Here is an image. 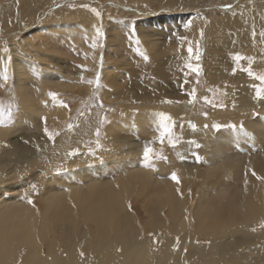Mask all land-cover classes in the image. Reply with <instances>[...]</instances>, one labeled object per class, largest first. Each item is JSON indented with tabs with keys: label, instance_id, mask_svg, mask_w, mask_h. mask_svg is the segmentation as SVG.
Segmentation results:
<instances>
[{
	"label": "bare ground",
	"instance_id": "6f19581e",
	"mask_svg": "<svg viewBox=\"0 0 264 264\" xmlns=\"http://www.w3.org/2000/svg\"><path fill=\"white\" fill-rule=\"evenodd\" d=\"M81 1L88 7L62 0H25L27 25L20 32L37 26L48 37L33 35L17 43L15 34L6 31L10 19L4 20L3 30L0 27L1 40L10 35L16 41L12 57L0 49V90L7 99L13 95L5 88L12 67V89L20 93V109H25L20 114L18 108V119L0 125V264H264V228L260 227L264 179L256 178H264V158L246 166L248 179L234 191L230 187L221 191L229 181L217 175L232 151L254 147L260 154L258 149L264 147L256 139L264 136V82L259 79L264 75V0H217L216 8L188 19L187 24L179 16L194 11L188 4L198 0H150L159 8L139 6L147 0H124L145 10L143 15L148 13L140 22L132 21L137 19L133 13L118 11L121 0L102 9L100 5L111 0ZM57 4L62 6L51 11ZM227 4L232 7L218 9ZM93 8L99 17L90 11ZM157 10L168 11L169 20H150L149 14ZM40 11L47 13L42 21L36 18ZM63 29L65 41L85 60L83 66L93 64L95 73L101 64L100 97L107 104L127 105L107 118L97 138L68 148L60 145L58 137L50 140L44 134L45 127L54 133L68 120L67 108L56 105L49 95L54 85L42 82L61 75L52 66L54 43L45 38H56ZM96 29L103 35L97 37ZM167 35L171 43L163 38L169 44L159 47L154 38ZM113 43L122 54L108 49ZM102 49H108L106 61L101 59ZM108 56L128 58L129 65L136 66L120 73L116 64L109 66ZM36 61L45 66L38 67ZM234 61L248 72L235 71ZM186 65L197 71H186ZM116 74L123 76L124 83L130 80L125 88L121 83L112 90L106 81ZM30 77L39 84L33 93ZM75 83L89 100L94 98L92 83L78 78ZM56 87L62 89L61 84ZM193 90L200 97L184 105L182 99H190ZM198 103L210 111L201 114L196 109V127L186 119ZM164 124L176 127L161 142ZM99 126H94L95 131ZM169 136L175 147L170 146ZM145 148L151 149L152 165L128 158L144 154ZM197 156L200 162H188ZM231 169L223 168L222 176ZM173 173L180 183L170 179ZM39 175L37 194L28 190L19 194L22 183L32 186Z\"/></svg>",
	"mask_w": 264,
	"mask_h": 264
},
{
	"label": "rangeland",
	"instance_id": "374dc122",
	"mask_svg": "<svg viewBox=\"0 0 264 264\" xmlns=\"http://www.w3.org/2000/svg\"><path fill=\"white\" fill-rule=\"evenodd\" d=\"M62 1L63 2L64 1L66 2L67 1L66 3H68V4H72V2H73V4H74V2L76 0H73V1L72 0H62ZM78 1H80L81 4ZM78 1L75 2V3H77L76 5H82V4H84V3H82L81 0H78ZM65 2H64V4H66ZM109 2H107L105 4H101L99 8L102 9L104 7H109V8L113 7L114 0H111ZM216 2H217V0H198L196 3L193 2L196 5H194L193 3H189L188 4L189 5L188 6V9L190 10V7H191V10L190 11L194 10V11L191 12L192 15H191V13H189V15L179 16V18L181 19V18L184 17L185 20H186V22H184V23L187 24L188 19H191L194 16L195 17H200V14L202 16V12L207 11L208 9H214V8H216V7H214V6H216ZM121 3H123V4H119L117 6L118 11L120 13H126V14H132L133 13V15H135L137 17V19L136 18L135 19L132 18L133 19L132 20L131 17H129V16H123L121 18H123V19H129V20L131 19L132 21L138 20V22H140L144 18H147L148 13L146 14V16H145V14L143 15V12L146 13L145 10L143 11V10H141L139 8H136V7H134V6L130 5V4H127V2L124 1V0H121ZM139 3L140 2H138V5H139ZM142 3H144L145 6H144V4L142 5ZM152 3H153V5H152ZM154 3L157 5L156 2H153V1L151 2L150 0H147V2L142 1L139 6L147 7V8L148 7L150 8L152 6V7H155V8H159ZM61 4L64 5L63 3H61ZM61 4H57V5L53 6V8L51 7L50 10L51 11L57 10L58 8H60L62 6ZM59 5H61V6H59ZM229 5H230V7H227ZM24 6H25V0H0V27L2 26V30H3L4 20L5 19H10L12 21V25L10 27H8V29L6 31L8 33H11V34H15L16 41H18L17 43H19L21 41L27 42V41L30 40V37H32L33 35L34 36H37L38 38L39 37H48V36L44 35L43 30L40 29L37 26H32V28L30 27V30L27 33L20 32L21 29L27 25L26 16H27L28 13L24 10ZM231 7H232V4H227V5L223 6V7H218V9H221V10H223V9H230ZM157 11L155 13H150L149 14L150 17H148V18H150V20L152 18H154V17L155 18H159V19H161V18H167L166 20H169V18L167 16L168 15V11H161V10H157ZM38 13L39 14L37 15L36 18L39 21H42L45 18V16L47 15V13L44 12V11H40ZM42 13H45V14L42 15ZM153 14H154V16H153ZM41 15H42V17H41ZM151 16H153V17H151ZM164 16H166V17H164ZM169 16H172V15H169ZM175 18L176 17H174L173 19H175ZM153 20H156V19H153ZM20 21H22V26L21 27L19 26ZM147 21H149V20H147ZM172 22H174V20H172ZM60 27H61V25H60ZM66 29H63V30H65V32L63 30H61V32L59 34H57V37L59 36L58 37L59 39H57V37L56 38H53V39H51V38H45V39H48V40L50 39V41H52V44L54 43L53 45L50 44L52 46L53 50H54L53 53H55L53 55V60L52 61L54 63H53L52 66L54 68H56V69H59L60 72H61V75L55 77L53 80L42 79V82L43 83H49V84H53L54 85L53 88L49 89V94L50 93L56 94V100L55 101L52 100V101L56 105H60L61 103L68 105V107H67L68 120H66L67 122L65 123V126L62 127V128H58L57 127L58 129H56L55 130L56 132H54V133H59V135H55V137H58L59 138L57 140L60 142V145H63V148H65L66 145H67L66 147L68 148V146L70 144L71 145H74V144H77V143H79L81 141L86 142V141L94 140L95 138L98 137V134L100 133L101 129L104 127V124H106L107 118H110V116H115L117 114V112H116V109L117 108L123 110L124 107H127L126 104L121 105V104H116V102H114L112 104H107V102L104 100V98L103 97H100V95H99V93H100L99 83H100V75H101L100 74L101 73V64L100 65L98 64V67L96 68L97 70L95 71V73H94V70L95 69L93 68V66H94L93 64L91 65L89 63V65L83 66L85 64V60H83V58H81L80 53H79L80 51L77 48L71 47L72 44L70 45V43H68V42L65 41V37H66L65 36V33L67 31ZM33 32L34 33L36 32V33L34 34ZM44 32H46V30ZM173 34H174V32L171 35H173ZM63 35H64V37H63ZM23 36L24 37L26 36V37L23 38ZM163 38H168L170 40V43H171V38H169L168 35L167 36H164V37H161V36L160 37H156V38H154V39H156L154 41H157V44H158L159 47L162 46V45H164V44L165 45L169 44L166 41H162ZM61 39H62V41H60ZM39 40H41V39H39ZM58 40H59V42L56 43ZM16 41H13L11 39V36L10 35H9V37H7L4 40H1V36H0V49L3 50L4 53L8 57H12V55H13V47L16 44ZM43 41H45V40H43ZM43 41L41 40V42H43ZM50 41L44 42V44H46V43L49 44ZM158 42H161V43H158ZM34 44L36 46V43H34ZM154 44H155V42H154ZM159 47H157V49ZM109 48L112 49V51L115 52L118 55H119L120 52L122 54V48L121 47H117L115 43H113L112 46L108 47V49ZM108 49H106V50H108ZM102 50H103V56L101 57V59H104V61H106V57H105L106 56L105 55L106 50L105 49H102ZM142 51H143V49H141V52ZM200 54H201V52H200ZM245 56L247 57L248 55H245ZM112 58H113V56H108L107 57V62L109 64V66L111 65L110 64L111 62L114 63V64H116V69H119L118 71H120V73L123 72L125 74V72L128 71L127 68L131 69V68H133V67L136 66V65H134V63L132 64V66L129 65V63H131L132 60L130 62L128 58L126 59L128 61V64H127L128 67L122 66L123 63H125V62L127 63V61L125 59H123V58L119 59L118 58V60H116V59L111 60ZM251 59H254V58L251 57ZM36 62L38 64V67L40 65L45 66L44 64H40V62H38V61H36ZM120 62H123V63L121 64ZM237 63L235 62L234 65L237 66ZM78 65L81 66V67H77ZM83 68H86L87 70L84 73L79 74L80 70H82ZM192 68L193 69H196L193 66H191V68H189L188 65H186L184 67V69L186 71L192 70ZM115 70L113 71V73H116ZM234 70L235 71L240 70V71H242L244 73H247L248 72V69H241L239 67V65L237 67H235ZM244 70H247V71H244ZM98 72H100V73H98ZM5 73H7V72H5ZM97 73L99 74V83L98 84L96 83ZM6 76H7V78L8 77H11L12 78V67L10 68V72L8 74H6ZM120 76L121 75H118L117 76V74H116V75H112V76L106 77V81L107 82H110V84H112V86H113L112 87V90L113 89L114 90L115 89L118 90L119 88L117 86L119 84H121V83H124L123 76H121V77ZM81 77H83V80L86 83L88 81H92V84H91L92 85V91L94 92V96H93L94 98H92V100H91V98L89 100V97L85 93H83L81 90H78V88L76 86L77 84L75 83V78H78V79L81 80ZM11 78L8 81L9 86L6 85L5 88L8 91L9 90H12L13 95H11L7 99L6 97H4L5 95H3L4 94L3 91L0 90V109H2L3 110V113H4L3 117L0 118V125L5 124V126H7V124H9V122H11L10 120L18 119L19 113L21 114L22 111L25 110L24 108L23 109H20V101H19L20 100V96H19L20 93L17 90H15V89L13 90L12 89V82L13 81L11 80ZM27 81L31 83L29 90L32 93L34 92V90L32 88L35 86V84H36V86L39 89V84H38V82H37V80H36L35 77H30L29 80H27ZM126 81L127 82L124 83V85H122V88H125L126 85L128 84V82H130L129 79H127ZM197 82L198 83L200 82V84H201V81L199 79H197ZM58 84H61L62 85V89H58L56 87ZM203 84H202V87L205 86V84L204 85ZM93 85H94V87H93ZM95 89H96V91H94ZM224 93H225V91H224ZM195 96H196V98H197V96L200 97V94L196 93ZM7 100H8V102H6ZM72 101L75 102V103H73ZM188 101H189V99H182L181 102H184L185 103L184 105L189 106L190 103ZM186 103H188V105ZM198 104H199V106H198ZM198 104L193 108L194 109V111H193L194 113L192 112L187 117V119H186V122H188V123H192V124L196 123L195 124L196 127L198 126L197 124L199 123V119L196 120V117L197 116L195 117V114H197L196 113V109L199 107L200 109H199V112L198 113H201V114H204V113L207 114L210 111V109H208L209 106H206V104H204V103H198ZM84 105H86V107ZM140 105H141V102L139 100L136 107L138 108V106H140ZM3 106H4V108H3ZM129 106H131V105H129ZM18 108H19V110L21 112L18 110ZM134 109H136V108H134ZM18 111H19V113H18ZM17 113H18V116L16 117V114ZM98 124L100 126L95 131L94 126H96ZM69 125H71V128H69ZM175 127L176 126H173L172 129H175ZM64 130L65 131L66 130L68 131L67 134L65 133ZM256 139L257 140H261V142L264 143V136L257 135L256 136ZM252 144H256V142H254ZM247 149H248V152L246 150H244V149H236V150L232 151L231 153H229L228 158L223 162L221 172L220 173H217V175L219 177L217 175L216 176L220 180L222 179L221 181H229V182H228L227 185L224 186L225 188L223 187L222 189H220L221 191H223L225 189H229V187H230V190H232V188H233V191L236 188L239 189L242 186V184L245 183L246 180L248 179V176L246 175V172H247L248 169H247L246 166L250 162L255 161V159L264 158V147L263 148L261 147V150L258 149L260 151V154L258 152H256V149L254 147H251L250 149L247 148ZM234 152H236L238 155L236 153L234 155ZM149 156H152V155L149 154ZM255 157H257V158H255ZM128 158L137 159L136 162H139L140 165L141 164H144L142 166H145V165H148V164L149 165H152V160L150 159V157H148L147 159H145L144 158V154L135 153V154H131L130 156H128ZM250 159H251V161H250ZM189 161L191 163H193V162L196 163V160H194L193 157L190 158V160H188V162ZM224 166L225 167H231L232 169L227 173V175L222 176V170H223V168H225ZM57 170L58 169L56 168V171ZM232 171H235L233 177H231L233 180H231V178L230 179H226L227 176ZM41 176L42 175H39L36 179H34L32 181V184L31 185H36V186L38 185L39 186V183H40V179L39 178ZM15 179H17V178H15ZM26 185H27V183L26 184L25 183H22L18 187L19 190L23 188V190H20L19 191V194H23V192L25 190H28L29 192H31L32 195L33 194H37L35 191L31 190V186L29 184L27 186ZM230 185H232L233 187H231ZM188 186H193V185H188ZM237 186H240V187H237ZM196 189H197V187L195 188V190ZM236 192H238V190ZM33 199L36 200V201H39V199H37V198H33ZM6 203H7V201H6ZM37 206L40 207L41 205H37ZM62 225L63 226H66L64 224H62ZM70 232L72 234L73 231H70Z\"/></svg>",
	"mask_w": 264,
	"mask_h": 264
},
{
	"label": "snow or ice",
	"instance_id": "6c2138e0",
	"mask_svg": "<svg viewBox=\"0 0 264 264\" xmlns=\"http://www.w3.org/2000/svg\"><path fill=\"white\" fill-rule=\"evenodd\" d=\"M82 7L87 8L88 6H87V5H82ZM227 7H230V5L227 6ZM90 11H91L95 16L99 17L100 13L97 12L96 9L93 8V9H90ZM188 27H190V25H185V28H188ZM96 35H97V37H100V36L103 35V33H102L99 29H96ZM261 35L264 36V33H261ZM181 39H183V38L178 37V40H181ZM91 47H92L93 49H95V48L97 47L95 41H93V43L91 44ZM192 54H193V49H192L191 47H189V48H188V55H189V57H191ZM196 58L199 59V50H198V48H197ZM236 59L239 60L240 57L237 56ZM144 60H145V61L148 60L147 55H144ZM77 67H81V66L78 65ZM188 67L191 68V65H188ZM84 70L86 71L87 69H84ZM192 71H197V69H192ZM249 74L251 75V72H249ZM259 79H260L262 82H264V75L260 76ZM6 80H7V76H5V81H6ZM81 82H83V77H81ZM88 83H92V81H88ZM96 83H97V84L99 83V74H98V73H97V80H96ZM0 87H2V85H0ZM195 94H196V93H195V90H193L191 93L188 94V95L190 96V99H189V101H188L190 104L193 102V100H192L191 98H194V97H195ZM49 95H50V97H51V99H52L53 101L56 100V94H54V93H50ZM257 95H259V92L257 93ZM165 103H170V101H165ZM59 106H61V107H65V108L68 107L67 104H63V103H61ZM3 115H4L3 110L0 109V118H2ZM162 119H163V120H167L168 117H163ZM69 128H71V125H69ZM171 131H172V129H171V127H170L169 125H167V124H164V125H163L162 130L160 131V140H161V142L163 141V138H164L166 135H169V134L171 133ZM44 134H45V135L48 137V139H50V140H51V139H54L55 135H59V133L49 132L48 129H47V127H45V129H44ZM97 134H98V133H97ZM190 143H192V142H190ZM169 144H170V146L175 147V145L173 144L172 139H171L170 136H169ZM197 147H199V145H197ZM150 151H151V149H149V148H145V150H144V158H145V159H147V158L149 157V153H150ZM70 155H71V153H70ZM196 161H197V162H200V158H199L198 156L196 157ZM152 170L155 171L156 169L153 168ZM252 174H253V176H256V173H255V172H253ZM256 178H257V179H264V178L259 177V176H256ZM170 179H171L173 182H175V183H179V179H178L176 173H173V174L170 176ZM31 187H32L33 191L36 190V185H32ZM27 202H28L29 204H31V203H32V200L29 199ZM129 210H131V206H129ZM260 227H261V228H264V223H261ZM253 231H255V229H253ZM177 243H179L178 238H177ZM81 256L83 257V253H81Z\"/></svg>",
	"mask_w": 264,
	"mask_h": 264
}]
</instances>
